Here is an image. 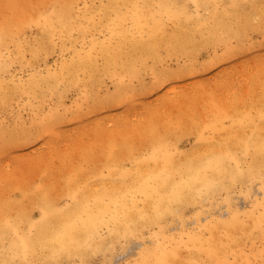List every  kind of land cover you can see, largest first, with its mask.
Here are the masks:
<instances>
[{"label":"snow or ice","instance_id":"1","mask_svg":"<svg viewBox=\"0 0 264 264\" xmlns=\"http://www.w3.org/2000/svg\"><path fill=\"white\" fill-rule=\"evenodd\" d=\"M24 7L40 9L23 22L37 34L34 39L18 34ZM259 7L264 36V0ZM3 9L0 104L5 110L17 104L30 107L34 116L57 88L67 90L74 81L81 88L104 56L119 65L128 40L143 52L123 61L125 79L151 73V90L164 98L184 95L180 76L221 59L239 62L254 55L248 49L256 13L237 0L5 3ZM181 30L215 36L220 55L203 65L185 61L175 72L157 71L153 55L161 51L160 38ZM260 43L264 50V39ZM110 66L103 65L105 70ZM250 73L247 89L221 77V86L203 104L188 99L173 109L179 116L153 110L142 118L138 133L92 138L59 181L46 176L35 184L31 195L39 192L41 202L19 189V195L5 196L0 264H264V89L257 96L251 86L257 75L264 79V55ZM83 91L87 94L86 85ZM105 103H122V97L113 95ZM193 106L201 115L185 119ZM40 123H48L47 118ZM18 127L19 122L6 125L5 143ZM188 134L196 143L181 152L179 140ZM39 135L33 128L20 142ZM47 139L34 147L44 144L41 151H47ZM53 216L60 218L54 230L49 224ZM100 254L102 261L95 259Z\"/></svg>","mask_w":264,"mask_h":264},{"label":"rangeland","instance_id":"2","mask_svg":"<svg viewBox=\"0 0 264 264\" xmlns=\"http://www.w3.org/2000/svg\"><path fill=\"white\" fill-rule=\"evenodd\" d=\"M3 1L5 0H0V16L4 14L2 6ZM17 3L22 6H27L29 4H41V0H17ZM243 4L246 5L244 1ZM257 4L259 7L260 0H257ZM23 9L28 11L31 8L27 9L26 7L25 9L24 7ZM256 24L257 23L254 21V26ZM31 33H34L33 30L28 31L27 36L33 39V36H29ZM262 39H264V36H262L259 31L252 33V40L250 41V48L248 51L254 55H252L250 60L232 62L236 58H231L227 64L217 63L210 68H205L203 71L180 76L179 79L183 83H181L179 87L186 90L181 97L164 98L156 95L150 88L149 82L151 81V73H145L142 79L131 81L133 82L131 84V89L139 94L138 98L146 103L144 105H139L140 102H122L116 105L105 104L104 107L95 109L94 102H87V105L84 106V112L86 114L82 116L81 112L77 111L80 108V102L77 101L84 91L70 87L65 90V87L61 86L59 91L60 94L63 91V96L59 100L63 102V105H59L57 95H53L50 102L39 110V115L37 116L33 115V111L30 107L26 108L21 104H17L14 110L11 108L8 110L0 109V125H15L19 122L21 124L24 123L23 125H25L27 129H31L33 123L38 124L42 116L45 118L53 114L56 105L61 114H73L67 119L68 123L62 126V130L64 131L57 139V142L52 143L47 139V151H41V149L45 147L44 144H41L39 148L34 147L38 139L36 142L17 148H11L4 153H0V180L3 182L5 176L16 177L17 180L14 183L17 188H14L15 192L13 196L19 195L16 191L17 189L21 190V192L29 193L31 189L34 188L35 184L40 183L41 179L47 175V177H55L56 180L59 181L62 173L70 171L72 163L80 160L82 147H84L89 140L95 138L98 132L99 135H110V132L114 130L115 136L111 135L113 137L125 133H138L142 125V118L146 114L150 115L153 110H167L170 115L179 116V112H173V109H179L188 99H191L193 102L198 100L200 104H203L209 92L213 89H219L222 83L221 77L239 81L245 89H247L249 86L247 81L251 74V67L257 64L261 55H264V50L261 49L260 43ZM194 42L195 44H201L203 42L202 35L195 34ZM194 49L195 54L193 57L185 55L167 56L166 52L162 50V57L165 61L162 64H158V66L155 65L157 71L166 72L168 70V72H175L185 61H187L188 65H203L205 61L220 55L217 48L202 50L200 47H195ZM242 77L246 78V80L244 78V84L239 80ZM116 78L119 77L116 76ZM118 82L117 79L107 76L102 84H100V87L98 86L99 95L102 98H109L116 95L119 86ZM125 82L130 81L129 79H125ZM262 83H264V79L257 75L251 85L255 92L257 91L256 93H258ZM129 95H131V91ZM89 108L91 111H89ZM77 114H79L80 117H77ZM200 115L201 112L193 106L191 112L185 111L184 118L188 119L190 117L194 119ZM189 126H191V124H189ZM21 127L23 126L19 125L18 128ZM32 127L35 129L37 128L36 125ZM194 142L195 138L193 135L185 136L179 148L182 149L183 152L189 151L193 148ZM45 182L48 183L49 181L45 180ZM1 184L2 183H0V186ZM2 189H6L4 185L1 186V191ZM8 190L9 189L3 191L6 192L3 196L4 198L5 196H9ZM30 200L37 202L35 195L30 194ZM189 214H191V209H189ZM95 259L102 261L104 257L98 255Z\"/></svg>","mask_w":264,"mask_h":264},{"label":"bare ground","instance_id":"3","mask_svg":"<svg viewBox=\"0 0 264 264\" xmlns=\"http://www.w3.org/2000/svg\"><path fill=\"white\" fill-rule=\"evenodd\" d=\"M29 1H31V0H29ZM243 1L248 6V10L250 12L256 13V16L253 17V21H255V23H257L255 25V29H256L255 31L260 32V30H259L260 25H259V21L257 19V17L260 15V8L258 7L257 0H237V2L242 3V4H243ZM60 2H85V0H41V4H54V3H60ZM87 2H91V0H87ZM123 2L134 3V2H137V0H123ZM139 2L151 4V3H159V2H161V0H139ZM180 2H191V0H180ZM200 2L212 3V4H216V3L229 4V3H232L233 0H200ZM5 3L18 4L17 0H5V1H3L2 6ZM253 6H255V7H253ZM25 9H26V7H25ZM20 11H21V27L18 30V34L22 33V34L27 35V32L32 30V29H25L23 27V22L28 17H30L31 15L38 13L40 11V9H38V10L30 9V10L26 11L23 8H21ZM221 11H223V10H221ZM2 18H3V16H0V19H2ZM36 35L37 34H35V33H31L29 36H33L35 38ZM194 36H195V33L192 30H181L178 33V35H175V36H173L171 34L162 36L159 40V47H160L161 51L159 52L158 55H155V54L153 55V63L156 66H158V64H162L165 61V59L162 57V50H164L166 52V55L168 56V55H170L169 51H168L169 48H171V55H177V56L185 55V56H190V57H193V55L195 54V49H194L195 47H200V49H202V50H206L207 48H210V49L217 48L215 36H209L206 33L202 34L203 42L201 44H195ZM194 45H200V46H194ZM142 52H143V49L136 42L128 40L125 42L124 52L120 54L121 55V62L119 65L112 62L113 61L112 57L104 56V60L101 61V66L94 71L90 70L88 75L85 77V80H84L83 84L81 85V88H79V89L83 90V86L86 85L87 86V94H85L83 92L82 95L80 96L79 100L77 101V102H80V104H79L80 108L77 111H80L82 116H85L86 113L84 112V109H85L84 106L87 105V102H94L95 109H99V108H102L105 106V104H106L105 101L108 98H102L99 95L98 86L100 87V84H102L103 80L107 76L115 78V79H117V81H119L117 94H119L122 97V102H140L139 105L140 104H143V105L146 104L144 101H141L140 98H138L139 94H137L133 89H131V84L133 83V82H131L132 80L130 78H127V79H129L130 82H125V76L127 75V72H126V68H125L124 63H123V61L132 59L134 53H142ZM105 62H107L111 65L107 70H105V68L103 67ZM228 62H229V59H221L218 61V63H223V64H227ZM166 72H168V70ZM241 75H242V73H241ZM241 75H240V77H241ZM116 76H118L119 78H116ZM242 78H243V80H242ZM242 78L241 79L238 78V79L241 80L242 83L244 84L245 83L244 82L245 77H242ZM245 80H246V78H245ZM247 83H249V79H248ZM68 87L78 89L76 87L75 81L71 85H68L67 88ZM262 89H264V83H262L258 93H256L257 96H259ZM130 91H131V95H129ZM54 95H57V97H58V104L63 105V102H60V100H59L60 98H62L60 91H59V88H57L55 90ZM0 109L5 110V108L3 107L2 104H0ZM37 115H39V114H37ZM37 115H35V116H37ZM53 116L56 118H54ZM62 116H65V114H61L59 111V108L56 105L55 110L53 111V114L46 116L45 118L43 116L41 117V121H44L47 118L48 123H45L43 125L40 123L41 121L38 124L33 123V125L37 126L36 130L40 133V135L35 140H32L30 143L36 142L38 139H41L43 137H47L49 139V141H51L52 143L57 142V139L62 135V133L64 131V130H62V126L65 125L66 123H68L67 119L66 120L61 119ZM77 117H80V115L77 114ZM23 124L19 123V125L23 126V127L17 128L14 133H10V138H9V141L7 143H5V140H4V131H5L6 126L0 125V153H4V152H6V150H9L11 148H17L19 146L30 144L28 142L21 143L20 141H21L22 137L32 134V131H33L32 126L33 125L31 126V129H27L25 127V125H23ZM190 128H191V126H189V129ZM98 135H99V132H98ZM110 135L115 136L114 130L110 132ZM188 135H191V134H188ZM188 135H184L183 137L188 136ZM183 137L179 140L178 147H179L180 143L182 142ZM195 143H196V140H195L194 144ZM191 150H189V151H191ZM180 151L183 152L182 149H180ZM202 151H203L202 148L197 149L195 152H193V155H198ZM6 180L9 181V187L7 188V189H9L8 190L9 196H13L14 192H15L14 188H17V187H15L16 184L14 183L17 180V178L16 177L13 178L11 176H5L3 182L0 180V183H2L1 186L4 185V187H5V181ZM1 186H0V203H2V201L4 199L3 196L6 194V192H3L6 189H2V191H1ZM33 189H31L29 194H31L33 192ZM35 196L37 199V203L41 202V194L39 192H37L35 194ZM49 224H50V229L54 230L55 228H57L59 226L60 218L57 216L51 217ZM100 255L104 257L103 254H100ZM129 258H131V257H129Z\"/></svg>","mask_w":264,"mask_h":264}]
</instances>
